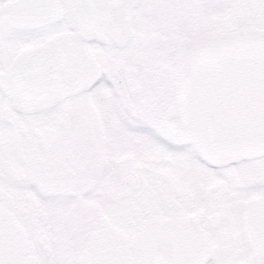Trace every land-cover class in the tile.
<instances>
[{
  "label": "snow or ice",
  "instance_id": "snow-or-ice-1",
  "mask_svg": "<svg viewBox=\"0 0 264 264\" xmlns=\"http://www.w3.org/2000/svg\"><path fill=\"white\" fill-rule=\"evenodd\" d=\"M0 264H264V0H0Z\"/></svg>",
  "mask_w": 264,
  "mask_h": 264
}]
</instances>
